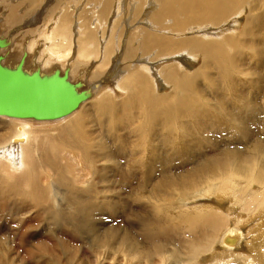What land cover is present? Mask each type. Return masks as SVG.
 Here are the masks:
<instances>
[{
	"label": "bare ground",
	"instance_id": "1",
	"mask_svg": "<svg viewBox=\"0 0 264 264\" xmlns=\"http://www.w3.org/2000/svg\"><path fill=\"white\" fill-rule=\"evenodd\" d=\"M39 1L0 0V38L7 37L10 41L9 46L1 50L5 63L16 66L24 53L28 52L26 68L30 72L41 69L48 74L57 68L65 70L69 67L71 79L74 82H83L82 89L89 91L90 97L73 114L56 120L0 115V118L20 125L10 139L5 137V144H0V160L13 163V166L3 163L8 170L13 168L12 177L27 168L26 173L18 175L12 183L7 181L8 177L1 176L0 213L10 206L21 213L23 210L20 208L24 207L20 203H29L31 210L37 208L47 211L49 218L57 219L58 224L70 225L79 232H84V235L89 236L88 239L83 236L82 239L75 240L82 242V246L90 243L94 249L89 248V251L83 250L81 253L75 248L78 244L69 243L64 238L49 237L47 241L25 248V257L42 261L40 264H264V84L251 93L238 79V75L244 71L243 67L251 63L252 54L245 47L256 49V45L262 43V38H248L241 42L239 37L219 35L224 43L217 40L207 41L202 37H212L215 32L200 28L208 22L215 25L216 17L209 16L208 20L189 23L184 28L171 26L170 23H174L175 17H166L174 13L176 5H180L186 12L206 8L220 17L217 21L219 23L225 20L222 13L229 12L239 0H163L162 4H158L157 0L93 1L88 4L93 10L92 16L88 18L86 15L87 23L82 26L86 34L79 39L77 16L81 6L78 3L72 4L74 16L70 17L69 13H64V7L59 0H46L47 5L45 4L44 8H49V4L55 7V11L59 8L50 26L46 25L47 21H42L40 25L29 24V29H24V22H15L19 15L25 14L21 19L31 16L29 11L26 13L30 9H27V5L35 3V11L31 8L35 14L25 24L37 23L40 7L36 8V5L42 0ZM137 4L139 5L135 7ZM97 10L102 11L100 15ZM48 11L43 12L47 14ZM233 11L235 9L230 12ZM111 16L113 19L117 18L119 23L115 24L111 19L106 32L107 38L101 43L98 41L97 29L105 26ZM59 22L58 30L63 33L69 32V23L74 30L73 42L76 45L74 44L75 48H70L72 51L69 53V50L65 58L54 55L52 51L56 50V42L60 37L51 28L56 27ZM34 26L35 29L32 28ZM237 26L239 18L235 16L230 28L237 30ZM129 31H133L130 38L127 35ZM177 36L180 38L175 39ZM107 40L108 43L105 44ZM117 40L127 49L124 59L131 58L126 65L121 60L122 69L119 61L123 48L115 50L114 41ZM77 42H80V46H86L80 54ZM99 43L104 47V54L93 57L89 62H82L80 59L85 57L86 52L91 51L90 46L95 47ZM174 44L178 49L170 51L169 56L160 57L156 61L154 57L142 55L143 50L147 52L149 49L156 50L160 46ZM112 55L117 59L112 61L117 65V69L110 65L105 73L107 75L101 77L104 73L100 70H103L106 62L113 59ZM139 55L140 60H136ZM255 56L264 58V51L256 50ZM198 57L201 60L200 65ZM131 61L139 62L134 70L140 71L137 76L127 81L134 74ZM190 64L195 68L188 71L186 68ZM118 81L120 82L115 84ZM161 81H164L162 84L166 88L162 94L157 92ZM169 81L177 84L176 89L169 90ZM225 81L227 84H224ZM148 85L151 86L152 92H155V96L161 99L153 101L149 98L151 92L146 94ZM111 86V90L114 89L112 91L116 94L125 92L126 88L127 92L133 89L132 93L126 94V99L130 94L133 95L121 104L112 101V105L106 106L104 97L92 102ZM88 103L90 104L87 105ZM191 117L195 119L194 128H191L186 120H183L184 123L177 121L178 118ZM136 120H142L141 125L132 130L129 136L136 138V145L133 146L139 147V150L133 146V149L131 147L132 150H129L125 145L113 150L115 145H109L110 140L107 141L106 136V143L104 137V140L101 138L105 127L116 131L125 130L131 128ZM93 123L98 128L91 129L89 125H94ZM54 125H59L53 130L56 131L55 134L33 133V128L32 133L26 130L31 127L41 129ZM3 132H0V138L5 136V131ZM147 139L162 143V149L154 152L153 148L148 147L143 150L139 142ZM117 140L116 138L113 142ZM179 141L185 142L187 152L182 153L179 148L176 155L172 153L175 159L170 161L171 158L166 155L164 149L169 143ZM201 143L206 146H198ZM94 147H99L100 151L104 148L101 151L103 155L99 150H93ZM215 150H220V153L212 154ZM137 152L142 155L134 157L138 156L135 155ZM122 153L126 154L125 166L116 162L115 174L108 176L111 172L107 175L106 165H101L99 170L103 173L101 175H104L101 181L108 178L107 182L111 183L116 177L122 180L130 179L140 172L139 167H143V176L158 191L156 193L153 189L151 192L159 201L154 215L157 217V214H160L163 217L159 220L148 219L144 213L134 211L136 221L127 227L128 233L133 237L132 243L119 236V233L112 239H107L111 236L113 228L106 230L104 223H101L100 227L99 221L96 220L100 213L109 218L118 210L128 208V205L118 198L117 191L114 199L110 198L115 195L114 184L104 186L107 190H112V193L108 192L106 196V189L98 191L87 186H78V177L73 175V162L77 159L82 161V167L77 171L81 176L84 171L89 173L93 165L101 160L117 158L121 162ZM176 160H181L182 163L174 167L176 164L173 162ZM159 163L171 164V167L164 169V166L158 170ZM185 165L192 167L185 169ZM156 171L161 174L158 175V182L153 178L157 175ZM162 172L168 175H163ZM83 174L82 176L85 175ZM234 178H247L249 183L243 188H237ZM48 179L52 181L53 191L47 192L45 182ZM82 180L81 178L80 181ZM88 180L90 182V179ZM153 180L157 182L156 185ZM254 182L261 184L263 191L256 192L252 189ZM4 184L13 189H3ZM24 186L28 190L24 189ZM121 187L125 188L127 185L121 183ZM199 188L202 189L194 195L195 200L186 198L187 194L194 193ZM176 189L182 199L179 208L183 212L180 216L169 217L167 204L163 205V201L176 203V199L171 195ZM12 191L14 192L11 193ZM14 193L21 199L11 202L9 206L12 201L10 195ZM107 199L113 200L109 202L113 205L103 203ZM251 219L258 223L255 234L254 228L249 225ZM222 229L225 230L221 234ZM0 239L2 259L8 255L9 250L5 251L4 237ZM84 248H88L87 245ZM220 252L228 253L221 255Z\"/></svg>",
	"mask_w": 264,
	"mask_h": 264
},
{
	"label": "rangeland",
	"instance_id": "2",
	"mask_svg": "<svg viewBox=\"0 0 264 264\" xmlns=\"http://www.w3.org/2000/svg\"><path fill=\"white\" fill-rule=\"evenodd\" d=\"M47 1L46 0H42V2H40L39 4L36 5V8L40 7V8H38L39 11L37 13L40 17L38 18V22L37 23H26L25 24V22L35 14V13H33L35 11L34 6H33V5H35V3H33V4L30 3L29 6L27 5V9L28 8H30V9H28L26 11V13L29 11L28 13H30L31 16L28 15V18L25 19L23 17L21 19L20 17L25 15V14L19 15L18 16L19 18L15 19V22H18V23L22 22L21 24H23V22H24V26L22 27L24 29H29L28 28L29 24H34V25L38 24V25H40V24H42V21L43 22L47 21L46 25L50 26V24H51V22L53 20V16H54L55 12L59 8H56V11H55V7L50 6L51 4L48 5L49 8H44L47 5ZM59 1H60V4L63 5V7H64V13H69L70 17L74 16V12L71 9L72 4L73 3L80 4V6H81L80 14L77 16V20L79 21V26L77 27L78 28V39L81 36H84L86 33L82 30V26L87 23V20H88V18H90L92 16V11H93L92 8L88 7V4L90 2H93V1L101 2L102 0H59ZM157 2H158V4H162L163 0H157ZM52 5H54V4H52ZM138 5L139 4L135 5V7L138 6ZM174 8H175L174 13H171V14L167 15L166 17H169L170 15L175 17L174 23H172V22L170 23L171 26H173L175 28H184L189 23H194V22H197L199 20H208L209 16L216 17V24L215 25H211L208 22V23H205L202 26V28H200V29L205 30V31H213V32H215V33H213V36L209 37V38H204V37L201 36L203 39H205L207 41L217 40V41H219L221 43H224L223 41L220 40L221 36L239 37L238 40L241 41V42H244L248 38L261 37L262 38V43L259 44L258 46L255 44L256 45V49L254 47H249V46L245 47V49L249 53L252 54V57L250 59L251 63H248V64H246L243 67L244 71H243V73H240L238 75V79L243 85H245L246 89L249 92H251V93H254L260 87L261 84L262 85L264 84V58L260 59V58L255 56L256 50L258 51L259 49H261V50L264 51V0H239L230 9V11L234 10V9H235V11H233V12L229 11L230 13L226 12L224 14L222 13V16H225V20L223 22L219 21V23H217V21L220 19V17L218 15H216L214 12H212V11L206 9V8H202V9H200L198 11H193V12H186L182 8V6H180V5H176ZM48 9H50L51 11L53 10V11L52 12L50 10L48 11ZM43 11H48V13L46 14V12H43ZM49 12H50V14H49ZM101 12L102 11L97 10V13L99 15L101 14ZM64 13H63L62 17L64 16ZM86 15L88 16V18L86 17ZM234 15L239 18V26H237L239 28L237 30H233V29L230 28V25L233 22V18L235 17ZM102 16H104V14ZM23 19H25V20H23ZM111 19H113V16H111L110 19H108V22L105 24V26H101V27H99L97 29V34H98V38H99L98 41H100L101 43H102V40L107 38L106 37L107 36L106 32H107V30L109 28V24L111 22ZM116 20H117V18H114L112 21L115 24H116V22L119 23V21L118 20L116 21ZM139 21H141V18H139ZM60 22H61V24L63 23L62 21H60ZM60 22L57 23L56 27H52L51 28V30H53V32L57 36L60 37L59 39H57V42H56V44H57L56 45L57 46L56 50L57 51L56 50H52V51H53L54 55L59 56L60 58H65L66 55H68L69 50H70L69 53H71L72 49H70V48L71 47L75 48L74 46L76 45V43L73 42L74 30H73V27H72L71 23H69L68 27H67L69 32H65L64 31V33H63L62 31L58 30V27L60 26ZM96 25H98V23H96ZM164 27H166L165 24H164ZM32 28L35 29L36 26H34ZM93 29L96 30V27H94ZM202 33H208V32H202ZM130 34H133V31H129V34H127L128 38L131 37ZM219 35H220V37H219ZM115 36L118 37L117 34ZM124 37H125V35H124ZM177 38H180V37L177 36L175 39H177ZM124 40H126V39L124 38ZM58 43H59V45H58ZM101 43L97 44L95 47L90 46L91 51L88 52V53L85 51L86 52L85 53L86 54L85 57H82V55H81L82 58L81 59L79 58V59L82 62H89L91 59H94L93 57H97L101 53L104 54V47H102ZM107 43H108V40L106 41L105 44H107ZM134 43H135L134 44V46H135L136 42H134ZM77 44H78V50H79V54H80L83 49L85 50L86 46L83 45V44L80 46V42H77ZM114 46L116 47L115 50H117L120 47L123 48V55H122L120 61L118 60L119 63L121 64V69H122L123 64L121 63V60L123 61L124 65H126V63H128L131 58L129 60H125L124 59V54H125V51L127 49H126V47L124 46L123 43H121L120 41L118 42V40H117V41H114ZM174 49H178L176 44H174V45H163V46L158 47L156 50L149 49V50H147V52H145V50H143V54L142 55H143V57L144 56L145 57H154V60L156 61L160 57L169 56L170 51H173ZM149 52L151 54L147 55L146 53H149ZM177 54H179V53H177ZM113 55H112V58H113ZM190 56H192V55H190ZM140 58L141 57L139 55V57L136 60H140ZM197 59L200 61L199 62V65H200L201 64V60H200L199 57ZM113 60H117V59L113 58L111 61L106 62L103 65V67H102L103 70H100V71H103L104 74H102L101 77H104L105 75H107L105 73H107V71H108L107 68L110 65L114 66L115 67L114 69H117L116 68L117 65L114 62H112ZM131 62H133V61H131ZM137 63H139V62H137V61L133 62V64H132L133 66L132 67H133V73L134 74L127 81H130L133 77L138 75L140 70H138V71L134 70V69H137L136 68V64ZM163 63H165V62H163ZM163 63H161V64H163ZM124 68H125V66H124ZM194 68L195 67L192 64H190L186 68V70L190 71V70H193ZM163 72H164V69L162 70V73ZM181 73H183V72H181ZM124 75L126 76L127 73H125ZM101 77L99 78L100 82L103 81V79H101ZM202 81L204 83V79H202ZM119 82L120 81L116 82L115 84H118ZM163 82L164 81H161L160 88H158L159 91H157L160 94H162L164 91H166V88L162 84ZM169 83H171V89L169 88L170 91L176 89L177 84L174 81H172V82L169 81ZM224 84H227V82L225 81ZM111 88H112V86L109 87L104 92H102L100 94V96H98L92 102L99 101V99H102L104 97V99L106 100V104H105L106 106L112 105V101L114 103H116V104H121V103H124V102L128 101L130 99V97L133 95V94H130L128 99H126V96H127L126 94L132 93L133 89H129L128 90L129 92H127V88H126L125 92H120V93L116 94L114 91H112L114 89L111 90ZM148 89L149 90L146 92V94H150V92H151V94L149 96L150 99H152L153 101H158L159 99H161V98L155 96V92L154 93L152 92V89H151L150 85H148ZM169 90H167V93H169L168 92ZM106 91H108V92H106ZM108 94H110L111 96L110 95L106 96ZM115 95H118V97L115 96ZM116 101H122V102H116ZM92 102H90V103H92ZM90 103H88L87 105H89ZM208 107L212 108V107H210V105H208ZM183 120H186L187 124H189V126L191 128H194L196 126L195 119L192 118V117L189 118V119H185V118H178L177 119V121L181 122V123L183 122ZM141 122H142V120H138V121L136 120V122H134L133 125L130 126L131 128H128V129H125V130H119V131L110 129L109 127H105V130L108 129L109 131L108 130H106V131L103 130L101 132V134H102L101 138L103 139V137L106 136L107 137V141L110 140L109 145H110V143H112L111 145H115L113 147V150H115L116 148H120L122 145L127 146V148L129 150H132L133 147L135 149L139 150V147L133 146V145H136V143L134 142V141H136V138L134 136H129V134H130V132L132 130H135L136 127H139L141 125ZM63 123H61V124H63ZM61 124H59V125H61ZM93 124L94 125H92V124L89 125V127L91 129H92V127H93V129L94 128L95 129L98 128L95 123H93ZM59 125H56V127H55V125L54 126L41 127V129L40 128L36 129V127L35 128L31 127L29 129H26V130L31 132L32 131L31 129L33 128V131H32L33 133L41 132V134H47V133L48 134H55L56 131H53V130L58 128ZM227 125L228 124L226 123V126ZM19 126L20 125L18 123H10L9 121H7V119L0 118V132L4 133L3 131H5V136L3 138H0V144H5V137L10 139L12 134L15 133V129H18ZM175 128H177L176 125H175ZM51 131H53V132H51ZM116 138L118 140L113 142V140L116 139ZM104 139H105V137H104ZM2 140L4 141V143H1ZM104 141L106 143V139ZM27 144H29V143H27ZM139 144H140V146H141V148L143 150H146L148 147H151V148L154 149V152L161 150L162 147H163L162 143H160L158 141H155V140H151V139H147L145 141H141V142H139ZM116 145H118V147ZM198 146L205 147L206 145L204 143H201ZM107 147H109V146H107ZM131 147H132V149H131ZM184 147H185V142L184 141H179V142H176V143H169L167 145V147L164 149V151H165L166 155L169 158H171L170 159V161H171V160L175 159V158H173L172 153L176 155L177 150H179V148L182 149V153L187 152V147H185V148ZM96 149L100 151L99 147H97V148L94 147L93 150L96 151ZM109 149L112 150V148H109ZM212 152H213L212 154L220 153V150H215V151H212ZM24 153H25V163H26V167H27L26 148L24 150ZM101 154L103 155L102 152H101ZM135 155H138V156H134V157H140L142 155V153L141 152H137ZM147 155L148 156H152L153 154H147ZM104 156H106V154H104ZM108 159L109 160L106 159L104 161L101 160L100 162H97V164L93 165L92 170L89 171V173L90 172L92 174L94 173L93 175L91 173L89 175L88 171L87 172L84 171L85 175L82 173L84 175V176H82V174H81L82 177L80 176V173L77 172L78 169H80L82 167V166H80V165H82L81 164L82 161H80V159L79 160L77 159L76 162H73V171L75 170L73 172L74 173L73 175L74 176L76 175V177H78V181L77 182H79V183H77V185L81 186V187L84 186L83 188H86L85 186H87L88 188H92V189H95V190L98 189V191H100V190L101 191L102 190L105 191L106 187L104 188V186H107V184H111V185L114 184L113 189L114 188L115 189H114L113 192L115 193V195L114 196H110V198L113 197V199H114V197L117 195V192H118L119 193V197L118 198L122 201L123 204H127L128 208L124 209V210H118L117 213H115L113 215V217H109V218L106 215L104 216L102 213H100L99 216L96 218V220L99 221L98 225L100 227L102 226L101 223H104V226H105L104 228H106V230L109 229V228H113V230L111 231V236L107 237V239H112L114 236L117 235L116 233H119V236L121 235L123 238H126L125 240H127V242L132 243V240H133L132 238L133 237L128 233V228L127 227L129 225H132L136 221V218L133 215L134 211L139 212V213H144L145 216L148 219H153V220L162 219L163 217L160 214H157L158 215L157 217H156V215H154L155 207L157 205L159 206V201L157 199H155L154 198L155 195L151 193L153 191V189H154V186H152L150 184L151 182L149 180H147L143 176V167H139L140 172L137 175H134L133 177H131L130 179H126L125 178L124 180H122L121 177H120L121 179H117V177H116V178H114L112 180L113 182H111V183L107 182L108 178H105V180L101 181L102 178L104 179V175H101L103 173L99 170V167H102V166L106 165V167H107V171H106L107 175H108L109 172H111L108 175V176H110V175L115 174V169L114 168H115L116 162H119L123 166H125V164H126V154L125 153L121 154V162L117 158H115V159L108 158ZM207 160H209V158H207ZM102 161H103V163L101 164ZM3 163H7L8 165H12V166H13V163L8 162V161L6 162V161L0 160V178H1L2 175H4L5 178L6 177L9 178L8 180L7 179L6 180L11 182V183L13 182V180L15 181V178L18 177V175H22L23 173H26V171H27V168H25V169H23V171H21V170L18 171L17 173H20V174H15L16 177H12L11 174L13 173L12 172L13 168L12 169L10 168V170H8L7 168H5V165H3ZM173 163L176 164V165H174V167H175V166L180 165L182 162H181V160H176ZM173 163H172V165H173ZM64 164H65V161H64ZM117 165H118V163H117ZM158 165L161 166V167H159ZM164 166L166 168H164ZM170 167H171V164H162V163L157 164V169L158 170H160V168L169 169ZM191 167H192L191 165H187V166L185 165V169H190ZM159 172L160 171H156L155 175L156 174L157 175L153 177L157 182H158L157 178H160V176L158 177V175H161ZM166 174L168 175V173H163V175H166ZM86 175L88 176V178H86ZM81 178L84 181L83 180L80 181ZM85 179H86L87 182L85 181ZM88 179H90V182H89ZM155 180H153V183L156 185L157 182ZM233 180L235 181L237 188H243V187L247 186V184L249 183L247 178H234ZM99 182H100V184H98ZM121 183H123V184L125 183L127 185V187L122 188L121 187ZM94 184L96 186H92ZM4 185L5 186L3 187V189L6 187V184H4ZM147 186H148V188H147ZM6 188H7L6 189L7 191L13 189L12 187H10V188L6 187ZM45 188H46L47 192L48 191H53L52 190V181H51V179H48L45 182ZM24 189H27V187L24 186ZM149 189H150V192H149ZM201 189L202 188H199L198 191H195L194 193L187 194L186 198H188L191 201L195 200L194 195H197L200 192ZM252 189H254L256 192H261V191H263V186L261 184H257L256 182H254ZM154 190L156 191V188ZM176 190H177L176 192L171 194L173 196V198L176 199V203L170 204V202H168V201L167 202L163 201V205L167 204V212H168V216L169 217L180 216L179 214L183 212L179 208L180 207L179 203H181L182 199L180 198V193H179L178 189H176ZM13 192L14 191H12L11 193H13ZM108 192H110L109 194H111L112 190H107L106 189L105 195L108 194ZM156 193H158V191H156ZM49 195L51 196L52 194H49ZM10 197L12 198V201L9 202V206L11 205V202H13L15 200L20 201V199H21V198H19L17 196L16 193H14V195L13 194L10 195ZM149 197H150V199H149ZM189 197H192V198H189ZM0 198L2 199V196ZM112 201L107 199V200H105V202L103 201V203L112 204V203H109V202H112ZM20 205L22 207H24V208H20L21 210H23V211H21V213L17 212L16 210H14L16 208H14V207L11 208V206L8 207L7 209L1 211L2 214L0 213V238L4 237V239H5V242H4L5 243L4 244L5 245V247H4L5 251L9 250L8 251V255L5 256L4 258L0 259V264H40L42 261L30 260L29 258L25 257L27 255V253L25 252V248L32 247L33 245L38 244V242L40 243L42 241H47L49 237L64 238V239H67V241L69 243H72V244H75V245L78 244L80 246L77 245V247H75V248L76 249L78 248V250H80L81 253H82L83 250L89 251V248L94 249L90 243H86L88 248H84L86 245L82 246V244H81L82 242L80 243L77 239L75 240V238L82 239L83 236H84V239L85 238L88 239L89 236L88 235H84V232L81 233V232H79L78 229H76L75 227L70 226V225H64V224H61V223L58 224L57 223V221H58L57 219L49 218V214H48L47 211L45 212L44 210L42 211V209L39 210L37 208H32V210H31V204H29V203H27V204L20 203ZM186 205H188V204H186ZM9 208H11V209H9ZM254 222L255 221L251 219L249 225H251L250 227L254 228V234H255L257 232L258 223L255 222L256 223L255 224ZM225 229H222L223 231L221 230L222 231L221 234L224 232ZM124 233H127V235H125ZM80 235H82V236L80 237ZM218 238H219V236H218ZM0 240H2V239H0ZM6 247H8V248H6ZM225 253H228V252H225ZM225 253L224 252H220L221 255H224ZM88 255L91 256L90 254H88Z\"/></svg>",
	"mask_w": 264,
	"mask_h": 264
},
{
	"label": "water",
	"instance_id": "3",
	"mask_svg": "<svg viewBox=\"0 0 264 264\" xmlns=\"http://www.w3.org/2000/svg\"><path fill=\"white\" fill-rule=\"evenodd\" d=\"M7 37L0 38V115L37 120H56L75 112L90 97L83 82H74L70 68H57L50 73L41 69L28 71L25 52L16 66L5 63L3 48Z\"/></svg>",
	"mask_w": 264,
	"mask_h": 264
}]
</instances>
